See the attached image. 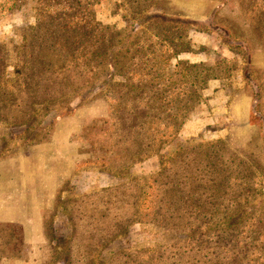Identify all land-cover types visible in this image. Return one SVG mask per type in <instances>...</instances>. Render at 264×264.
I'll return each mask as SVG.
<instances>
[{
	"label": "rangeland",
	"instance_id": "rangeland-1",
	"mask_svg": "<svg viewBox=\"0 0 264 264\" xmlns=\"http://www.w3.org/2000/svg\"><path fill=\"white\" fill-rule=\"evenodd\" d=\"M42 1L0 0V264H264V0L82 3L162 41L172 69L217 70L175 138L150 148L104 76L54 100L2 82L51 12Z\"/></svg>",
	"mask_w": 264,
	"mask_h": 264
},
{
	"label": "trees",
	"instance_id": "trees-1",
	"mask_svg": "<svg viewBox=\"0 0 264 264\" xmlns=\"http://www.w3.org/2000/svg\"><path fill=\"white\" fill-rule=\"evenodd\" d=\"M68 1L72 3L67 7L61 6V0L41 2L42 12L44 8H51V12L31 27L39 34L31 40L23 37L17 50L18 64L13 66L11 77L6 73L2 76V82H13L11 87L27 100H54L72 95L69 83L80 80L91 84L97 76H104V96L118 103V114L136 116L130 138L135 140L141 134L146 148L164 146L175 138L198 103L200 90L210 79L219 77L213 74L216 68L178 60L172 69L162 41L143 31L138 34L103 25L90 17V6L82 4L85 0ZM84 12L89 16L86 21L81 16ZM218 69L225 72L223 67ZM66 90L69 92H63ZM1 95L7 99L10 93L3 91Z\"/></svg>",
	"mask_w": 264,
	"mask_h": 264
},
{
	"label": "crops",
	"instance_id": "crops-1",
	"mask_svg": "<svg viewBox=\"0 0 264 264\" xmlns=\"http://www.w3.org/2000/svg\"><path fill=\"white\" fill-rule=\"evenodd\" d=\"M8 222H12V221H11V219H10V220H8Z\"/></svg>",
	"mask_w": 264,
	"mask_h": 264
}]
</instances>
